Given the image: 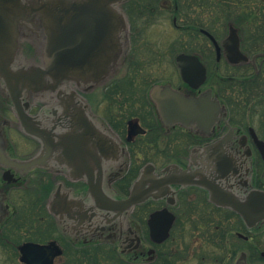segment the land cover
<instances>
[{
    "label": "flooded vegetation",
    "instance_id": "obj_1",
    "mask_svg": "<svg viewBox=\"0 0 264 264\" xmlns=\"http://www.w3.org/2000/svg\"><path fill=\"white\" fill-rule=\"evenodd\" d=\"M117 6L126 25L117 28L116 40L111 26L106 39L92 42L94 54H107L114 64L111 74L86 91L70 84L123 152L103 164L104 191L127 198L147 164L159 173L174 164L198 170L215 186L217 149L232 165L220 188L241 204L250 191L264 192V0H123ZM168 15L177 33L159 48L148 32ZM231 25L238 49L224 45ZM39 40L19 36L7 54L17 66L41 65ZM180 55L198 63L183 58L178 64ZM156 85L186 98L216 99L220 110L211 127L202 128L195 112L192 119L163 121L151 97ZM0 101L6 154L20 161L38 154L39 138L23 131L7 95ZM56 107L53 99L38 97L27 112L46 123ZM220 139L224 144L214 146ZM24 141L27 150L20 153ZM57 148L47 167L0 164V201L7 206L0 210V264H264V217L248 223L204 184H171L166 194L148 196L129 211L107 213L89 194L88 180L68 172ZM259 209L264 213V201ZM157 211L173 217L160 242L148 223ZM84 212L94 213L91 220Z\"/></svg>",
    "mask_w": 264,
    "mask_h": 264
},
{
    "label": "water",
    "instance_id": "obj_2",
    "mask_svg": "<svg viewBox=\"0 0 264 264\" xmlns=\"http://www.w3.org/2000/svg\"><path fill=\"white\" fill-rule=\"evenodd\" d=\"M122 1L0 0V92L11 99L23 131L39 138L42 144L40 152L28 159L20 161L10 158L5 151L6 142L2 132L6 119L0 114V164L14 168L20 166L24 170L34 166L47 167L53 159L52 153L58 147L57 151L63 155L62 161L66 163L68 172L88 180L89 194L95 199L96 206L107 213L129 211L148 196L166 194L171 184H204L212 197H217L218 203L233 207L248 223L264 217L263 211L259 209L260 200L264 201V192L250 191L245 204H241L220 188L222 179L228 178L232 165L219 157L220 150L217 152V149L214 151L217 154L215 166L212 165L215 167V186L204 181L198 170L186 171L174 164L159 173L152 164H147L140 170L127 198L115 200L102 188L105 173L103 164L108 160L119 159L123 152L117 141L94 122L82 96L70 84L73 82L77 88L86 91L111 74L114 64L109 62L107 54H94L96 45H92V42L106 39L111 26L116 29L109 36L116 40L117 28L126 25V17L117 6ZM230 32L224 45L231 42V47L238 49L232 25ZM19 36L20 39H40L41 65L20 63L17 66L15 56L7 54L6 50L16 49ZM183 58L198 63L195 57L183 55L177 57V63L180 64ZM38 97L51 98L57 106L53 117L46 123L42 117L27 112L30 100ZM151 97L163 121L169 119L177 123L192 119L195 112L199 115L200 126L209 129L213 122L212 115L220 110L218 101L211 99L210 95L186 98L169 86H154ZM55 120L63 122L59 126L55 122L49 124ZM223 144L224 140L220 139L214 146ZM258 144L263 146L262 142ZM54 199L51 201L54 202ZM49 207H52L51 203ZM4 208L7 206H3L0 201V210ZM85 214L89 220L94 215ZM172 219V215H165L164 211L151 214L148 220L150 235L156 242L168 236ZM34 248L44 250L42 246L34 245Z\"/></svg>",
    "mask_w": 264,
    "mask_h": 264
},
{
    "label": "rangeland",
    "instance_id": "obj_3",
    "mask_svg": "<svg viewBox=\"0 0 264 264\" xmlns=\"http://www.w3.org/2000/svg\"><path fill=\"white\" fill-rule=\"evenodd\" d=\"M148 33L151 40L158 42L159 48H164V45H166L167 42H170L176 36L177 33L172 25L171 15L159 17V20L156 21V23L153 26H151ZM0 107H1V101H0ZM12 137L14 138V140H16V137L14 135ZM25 142L26 141L23 142L22 147L20 148V153H25L26 152L25 150H27V147L25 146ZM13 200L14 201L16 200L15 196L13 197Z\"/></svg>",
    "mask_w": 264,
    "mask_h": 264
}]
</instances>
